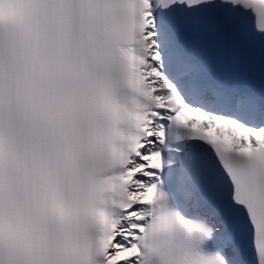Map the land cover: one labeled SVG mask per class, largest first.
Returning <instances> with one entry per match:
<instances>
[{
	"label": "snow or ice",
	"instance_id": "1",
	"mask_svg": "<svg viewBox=\"0 0 264 264\" xmlns=\"http://www.w3.org/2000/svg\"><path fill=\"white\" fill-rule=\"evenodd\" d=\"M0 264H264V0H0Z\"/></svg>",
	"mask_w": 264,
	"mask_h": 264
}]
</instances>
